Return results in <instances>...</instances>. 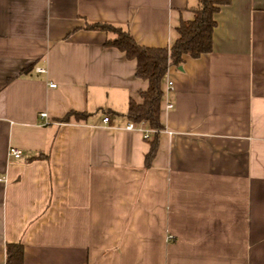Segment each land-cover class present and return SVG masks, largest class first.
I'll use <instances>...</instances> for the list:
<instances>
[{
  "label": "crops",
  "instance_id": "0c3cea01",
  "mask_svg": "<svg viewBox=\"0 0 264 264\" xmlns=\"http://www.w3.org/2000/svg\"><path fill=\"white\" fill-rule=\"evenodd\" d=\"M196 4L0 0V264L17 242L23 264H264V0L221 4L211 51L168 68L149 166L125 114L148 83L84 28L170 47Z\"/></svg>",
  "mask_w": 264,
  "mask_h": 264
},
{
  "label": "trees",
  "instance_id": "16d2710c",
  "mask_svg": "<svg viewBox=\"0 0 264 264\" xmlns=\"http://www.w3.org/2000/svg\"><path fill=\"white\" fill-rule=\"evenodd\" d=\"M228 0H197L191 7L193 19L181 21L177 28L178 38L170 47H147L139 45L129 31L121 26L106 22H92L84 25L85 29L107 33L104 45L114 47L136 62V76L147 81L148 86L139 93L140 103L130 99L126 117L129 122L139 124L144 121L153 130L150 148L145 155V165L149 166L157 149V133L162 129L160 123V102L162 97L161 80L170 66L182 65L185 55L197 58L208 53L212 48V32L216 25L215 13L221 4ZM71 116L84 119V112L69 111L60 119L67 122ZM24 248L20 242L5 244L4 264H23Z\"/></svg>",
  "mask_w": 264,
  "mask_h": 264
},
{
  "label": "built area",
  "instance_id": "2783aa9c",
  "mask_svg": "<svg viewBox=\"0 0 264 264\" xmlns=\"http://www.w3.org/2000/svg\"><path fill=\"white\" fill-rule=\"evenodd\" d=\"M37 72H44L45 70L42 68V67H37L35 69ZM50 87H55V84L54 83H50L49 84ZM169 88H170V85H169ZM167 107H172V104L171 103H168L167 104ZM39 116L41 118H47V113L45 112H40L39 113ZM103 121L104 122H107L108 121V117H104L103 118ZM126 129L128 130H138L139 132L142 133L143 135V138L145 139H148L150 137V134L153 132L152 129L148 128L146 126V123L144 121L140 122L138 125L137 124H134L133 122H128L127 125H126ZM8 155L10 157H13L15 159H19L23 156V153H22V150L19 149V148H16V147H10L8 149ZM0 182H1V178H0Z\"/></svg>",
  "mask_w": 264,
  "mask_h": 264
}]
</instances>
